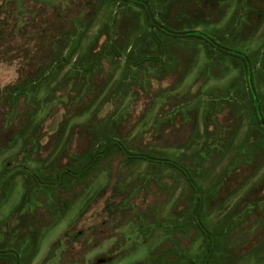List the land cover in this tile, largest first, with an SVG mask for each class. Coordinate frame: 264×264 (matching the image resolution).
I'll list each match as a JSON object with an SVG mask.
<instances>
[{
  "label": "rangeland",
  "instance_id": "rangeland-1",
  "mask_svg": "<svg viewBox=\"0 0 264 264\" xmlns=\"http://www.w3.org/2000/svg\"><path fill=\"white\" fill-rule=\"evenodd\" d=\"M144 1L173 31L247 56L264 118V0ZM35 42L45 65L63 50L66 62L11 124L0 101V264H203L191 181L210 196L200 217L219 242L212 264H264V127L241 58L151 32L123 0H0V90L22 75L11 54ZM114 137L154 162L114 148L81 180L63 174Z\"/></svg>",
  "mask_w": 264,
  "mask_h": 264
},
{
  "label": "trees",
  "instance_id": "trees-1",
  "mask_svg": "<svg viewBox=\"0 0 264 264\" xmlns=\"http://www.w3.org/2000/svg\"><path fill=\"white\" fill-rule=\"evenodd\" d=\"M123 1H127V2H131L134 3L138 6H141L146 14H147V21H148V25H149V29L150 31L154 32V33H158L163 37H166L168 39L170 38H198L200 40H203L204 42H206L210 47L218 49L219 51H221L222 53L226 54V55H230V56H236L241 58L245 65H246V72H247V84H248V88L250 90V94H251V100H252V106H253V110L254 113L257 117L258 122L260 123L261 127H264V118L262 115V111H261V104H260V100H259V96L255 90L254 84H253V80H252V74L250 71V62L247 59V56H245L244 54L240 53V52H235L232 51L228 48L222 47L220 44H218L217 42H215L212 38H210L209 36L202 34L198 31H173L172 29H170L169 27H166L164 25H162L161 23H159L157 21V19L155 18V15L153 14L151 7L149 6V4L144 1V0H123ZM50 38L51 36L49 35L48 39H47V45L51 46V42H50ZM38 42H35V45L32 44L31 46H27L26 48H22L21 51L13 52L11 54L12 59H9V62L11 63H15L17 61H22V63L24 64V67H22V69L20 70V72H22V75H19L20 80L18 81L19 83L15 84V85H8L5 88L0 90V101L6 102L9 105H11V109L12 112L10 114L9 117V122L10 124L15 120V111L19 109V101L21 99H25L27 100V98H29V96L32 93H36L40 87L41 84L47 82V80L49 79V77L53 74V72L55 71L56 68H58L57 66L59 65V63L61 62H66V60H64V51H59L57 53H55V57H53V59L49 62L48 65H45V59L49 57L50 52L47 51L45 45H44V55L39 56V54L37 53V49H38ZM59 47L63 45V41H61V39L58 38V42L56 43ZM160 45V50L162 53V45L159 42ZM42 46V45H41ZM42 48V49H43ZM98 56V53L95 57ZM120 57V56H119ZM52 58V57H51ZM100 59H98L96 61V63H94L93 65H88L86 67L82 66L81 71H85L87 74L92 75L94 74L97 70H98V66H99V61ZM153 60V59H150ZM140 62H144V59L140 60ZM77 63V61H76ZM127 63V62H125ZM67 64V63H66ZM69 64V63H68ZM135 64V63H133ZM76 65H74L75 67ZM134 68L137 67V64L133 66ZM86 68V69H85ZM133 69V68H132ZM35 74L34 78H28L29 74ZM70 82H68V84L65 85V89H72L73 86L77 85V88L79 87V84L77 83H73L70 86ZM48 103H50L49 100H43L41 102H39V112L38 109H35L38 113L43 114V112L40 111H44V108L48 105ZM32 116L29 115V117ZM50 116V113H47L45 115V117H42L40 123L43 126L44 123H46V118ZM117 148L119 150V152H122V154L124 156H126L128 159H142V160H146L148 162L153 163L154 162V158L150 157V156H136L134 154H131L127 151V149L124 147V145L122 143H120L118 141V139L116 137L114 138H109V140H107L105 143L101 144L98 146V151H96L94 153V155H91L90 157V162L88 163L87 166H85L82 170L80 171H75L72 172L68 169H64L63 174L65 173L66 176H70L73 180H81L83 177H85V175L89 174L90 172H88L87 174H85L89 169H91L92 167H95L97 165V163L100 161V159L102 157H106L108 156V154H110V152L114 149ZM175 167V166H174ZM175 168L179 169L180 171H182V168H179L178 166H176ZM237 171V170H236ZM183 172V171H182ZM231 172V171H230ZM224 182L228 181L227 178H223ZM42 182L40 181V184ZM194 192H196L197 194V207L194 211V221L196 223V225L198 226V228L201 230L202 234L208 239L209 241V246L207 249V252L204 256L203 259V264H212L213 262H215L214 259V254H215V250L217 248V246L219 245L218 239H217V235H215V232H210L208 230V228H206L203 224L202 218L201 216V212L203 211V208L209 204V197L208 196H203V193L200 192L199 189H197V187L193 184V182H190ZM46 187H51L49 186V184H46ZM258 201H261L260 199ZM242 216V215H241ZM232 226V225H229ZM223 228H225V226H223ZM227 229H229V227L227 226ZM225 230V232H224ZM221 232H218L222 234L221 236H225L226 233H228L229 231H227L226 229H222L220 230ZM224 232V233H223Z\"/></svg>",
  "mask_w": 264,
  "mask_h": 264
}]
</instances>
